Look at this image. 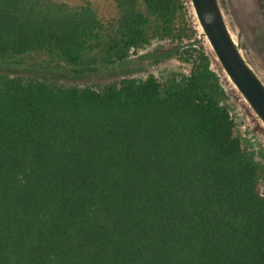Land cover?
Segmentation results:
<instances>
[{"label":"trees","instance_id":"trees-1","mask_svg":"<svg viewBox=\"0 0 264 264\" xmlns=\"http://www.w3.org/2000/svg\"><path fill=\"white\" fill-rule=\"evenodd\" d=\"M113 2L103 20L0 0V59L85 74L198 33L189 0ZM186 53L187 74L103 90L0 73V264H264V160L236 136L211 55Z\"/></svg>","mask_w":264,"mask_h":264},{"label":"rangeland","instance_id":"rangeland-1","mask_svg":"<svg viewBox=\"0 0 264 264\" xmlns=\"http://www.w3.org/2000/svg\"><path fill=\"white\" fill-rule=\"evenodd\" d=\"M66 3L71 7L90 4L103 20L116 18L117 10L113 0H51ZM190 1V0H189ZM229 30L243 56L264 82V0H218ZM193 13L192 24L198 30L195 38L184 42L170 43L156 41L145 49L131 53L128 58L111 67H101L92 73L77 74L72 67L51 59L43 53H31L3 63L0 59V73L23 80H39L63 86L90 87L103 90L108 85L119 84L127 78L144 79L149 75L158 80L187 74L190 65L180 56L193 47L204 48L212 57V68L221 74L228 94V104L237 122L236 136L242 146L255 151L264 160V123L256 115L247 101L235 88L202 34ZM200 25V24H199ZM15 61V62H13ZM17 62V63H16Z\"/></svg>","mask_w":264,"mask_h":264},{"label":"water","instance_id":"water-1","mask_svg":"<svg viewBox=\"0 0 264 264\" xmlns=\"http://www.w3.org/2000/svg\"><path fill=\"white\" fill-rule=\"evenodd\" d=\"M222 70L264 123V82L243 56L218 0H190Z\"/></svg>","mask_w":264,"mask_h":264}]
</instances>
